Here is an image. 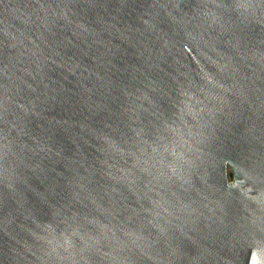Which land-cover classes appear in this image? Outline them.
I'll return each instance as SVG.
<instances>
[{
	"label": "water",
	"instance_id": "water-1",
	"mask_svg": "<svg viewBox=\"0 0 264 264\" xmlns=\"http://www.w3.org/2000/svg\"><path fill=\"white\" fill-rule=\"evenodd\" d=\"M216 4L0 0V165L4 177L10 172L0 179V264H43L46 244L32 233L45 235L50 223L59 235L66 230L61 221L71 224L73 213L81 230L93 235L98 229L85 216L116 225L117 237L103 242L101 252L121 240L126 246L118 255L126 264H248L254 228L235 193L229 195L226 166L235 168L247 156L264 159V26L241 24L231 5L259 16L264 0ZM201 67L229 91L206 85ZM178 85L209 88L220 102L210 105L217 112L197 167L187 173L190 185L173 177L151 209L161 211L167 196L174 205L171 223L158 221L167 228L161 235L146 224L143 209L150 205L143 193L138 202L128 185L105 175L119 173L101 162L130 168L132 129L143 128L151 140L163 121L174 122ZM197 111L195 100L186 102L183 114L177 110L168 146L177 160L195 155ZM101 134L114 141L116 154ZM150 171L138 174L151 179ZM93 196L112 215L102 214ZM181 205L188 207L175 212ZM121 227L147 242L133 243ZM73 240L79 249L81 241ZM90 259L110 264L100 254Z\"/></svg>",
	"mask_w": 264,
	"mask_h": 264
},
{
	"label": "clouds",
	"instance_id": "clouds-1",
	"mask_svg": "<svg viewBox=\"0 0 264 264\" xmlns=\"http://www.w3.org/2000/svg\"><path fill=\"white\" fill-rule=\"evenodd\" d=\"M213 2L216 4V0H213ZM216 7L224 8L225 11H227V7L224 5L216 4ZM231 7L235 10L241 24L248 25L249 23L255 22L264 26V12L256 16L255 13H249L247 9L237 11L233 5H231ZM190 35L191 32L187 33L188 38ZM191 40L195 41L197 45L199 44V40L196 36H192ZM193 59H195V57H193ZM201 70L203 72L201 79L206 85H211L213 88L222 91H229L228 87L216 80L212 74L204 71L202 67ZM129 95H131V93H129L128 96ZM151 100L153 105H155L156 101L152 97ZM193 100H195L198 107L196 116L193 117V119L196 121V135L200 139L193 158L187 159L181 157L180 160H177L174 158L176 156L175 147H173L171 153H169L168 150L169 142L172 140L175 133V129H172V125L177 123V110L183 114L185 112L186 102H191ZM219 102L220 97L218 94L209 88L202 87L194 91L190 88L178 85V99L173 104L175 108L173 114L175 117L174 122H169L168 120L163 121L162 126L157 129L151 140L142 136L144 132L143 128L132 129L136 136V140L131 142L128 149L131 154L130 157H135V162L131 164V167H117L115 163H109L107 160L101 162L107 165L109 169H115V171L119 173V175H113V173L109 171L105 173V175L112 181L120 180L122 182L119 183L128 185L129 191L136 195V200L138 202L142 198L140 193H143V198L147 199L150 205V207L143 209L148 217H150L146 220V224L151 225L161 235L167 232V228L158 223V221L163 219L166 224H170L171 220L168 218L174 216V205L166 195V206L161 211L153 212L151 209L159 205L160 200L163 198L161 193L163 192L165 194L164 187L171 182L173 177H177L184 184L190 185L191 178L187 173L197 167V161L200 160V154L203 152L200 145L204 144L209 138L205 129L211 127L209 121L214 118L217 112V109L210 105L213 103L218 104ZM0 108H2V106H0ZM220 110L222 111V109ZM185 126H187V124H185ZM212 131L214 132L215 129L213 128ZM3 139L4 137L0 136V140ZM101 139L104 140L108 148L112 150L111 145L114 141L103 134H101ZM149 141L152 143L150 144ZM153 144H155L156 147H153ZM9 151L11 152V148ZM112 152L115 153L113 150ZM136 153H140V155H136ZM166 156L171 157V159L166 160ZM120 157H124L122 150ZM113 159H115V157H113ZM146 168L151 169L149 172L151 179L138 174L143 173ZM226 174L230 186L229 195H232L233 192L235 193L247 214V223L254 228V231L248 236V242L251 241L249 244L248 264H264V159L247 156L240 162H237L235 168H233L231 162H229L226 166ZM5 178H10V172L8 177H4L3 165H0V179ZM141 182L143 183V188H139ZM105 191L116 192L117 189L106 188ZM150 193H155V198H153ZM92 202L96 204L97 209L102 214L112 215L111 212L97 202L95 196L92 197ZM187 207V205L175 207V212H180L181 210L187 209ZM136 211V209H133V212ZM191 211L195 212L196 210L191 209ZM77 217V213L72 214L71 224H69L67 220H62L61 223L66 225V230L61 231L59 235H57L56 228L50 223L44 226L45 235L37 236L36 233H32L34 237L46 244V248L42 249V255L47 259L43 261V264H53V262H55V264H92L90 256L94 254L108 257L110 264H126V261L118 255L126 246L121 240L119 247L114 248L113 251L108 253L101 252V245L103 242L108 241L111 243L112 238L117 237L116 225L109 226V223H105L100 219L88 218L85 216L83 219L86 223L98 229V233L93 235L86 230H81V226L77 222ZM120 230L123 232V235L130 238L133 243L137 240L147 242L146 238L139 232L126 230L123 227H121ZM73 238H79L81 241L82 246L79 249L75 248ZM137 247H139V245H137Z\"/></svg>",
	"mask_w": 264,
	"mask_h": 264
}]
</instances>
